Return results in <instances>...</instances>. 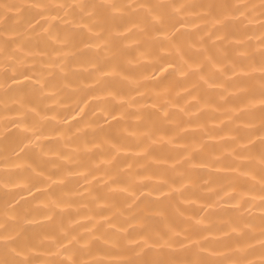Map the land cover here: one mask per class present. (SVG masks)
<instances>
[{"label":"clouds","instance_id":"clouds-1","mask_svg":"<svg viewBox=\"0 0 264 264\" xmlns=\"http://www.w3.org/2000/svg\"><path fill=\"white\" fill-rule=\"evenodd\" d=\"M0 264H264V0H0Z\"/></svg>","mask_w":264,"mask_h":264}]
</instances>
